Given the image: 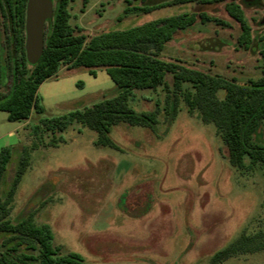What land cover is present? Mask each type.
Listing matches in <instances>:
<instances>
[{
  "label": "rangeland",
  "instance_id": "obj_1",
  "mask_svg": "<svg viewBox=\"0 0 264 264\" xmlns=\"http://www.w3.org/2000/svg\"><path fill=\"white\" fill-rule=\"evenodd\" d=\"M52 2L54 11L59 0ZM229 3L241 8L251 27L248 47L239 42L242 29L228 13ZM143 6L151 10H134ZM69 9L72 25L89 39L194 15V22L164 45L161 60L239 84L264 77V0H72ZM200 13L228 26L205 23ZM95 69L92 74L85 67L65 66L46 80L38 90L43 114L33 112L28 120L11 122L0 111V151L14 148L1 183L3 194L14 178L21 148L38 141L35 125L117 94L106 68ZM173 82L167 73L156 90L133 91L130 106L139 113L159 106V124L155 129L114 126L110 136L115 147L97 146V131L77 122L54 135L44 133L19 184L11 222L33 211L34 221L52 229L63 253L76 254L85 264H207L243 231H264V167L250 166L249 157L247 168L234 167L216 126L205 123L199 111L189 112L181 92L178 115L168 127L164 109ZM189 89L184 83L183 91ZM219 96L224 98L225 91ZM54 136L58 146H45ZM254 141L264 146V118ZM44 184L49 188L36 194ZM224 264H264V251Z\"/></svg>",
  "mask_w": 264,
  "mask_h": 264
},
{
  "label": "trees",
  "instance_id": "obj_2",
  "mask_svg": "<svg viewBox=\"0 0 264 264\" xmlns=\"http://www.w3.org/2000/svg\"><path fill=\"white\" fill-rule=\"evenodd\" d=\"M71 1L59 0L45 32L44 53L39 62L31 66L25 46L28 0H0V17L6 33L3 38L0 32V111L7 112L11 122L28 120L33 112L43 114L45 108L38 90L65 66L70 69L85 67L92 74L97 73L95 68L105 67L118 92L92 106L44 118L35 125L33 135L38 141L21 148L14 178L5 194L1 191V183L14 148L5 146L1 149L0 264H85L78 255L63 253V247L54 242L52 229L37 224L33 211L25 212L16 223L11 222L19 184L31 166V153L43 144L44 133L63 132L76 122L97 131V146L115 147L110 133L119 124L155 129L159 124L160 107L139 113L130 106V99L135 97L134 90H156L164 85L167 73L174 78V90L166 96L164 109L168 127L178 115V92H181L189 112L199 111L205 123L216 126L234 167L247 168L246 157L250 158V166L264 167V146L254 141V132L264 118V77L239 84L236 79L228 80L198 69L180 70L175 64L160 59L164 45L178 30L191 25L194 15L167 17L124 32L89 39L77 32L71 23ZM226 9L241 26L240 44L248 47L251 27L244 12L234 3L227 4ZM134 10L146 13L151 9L143 6ZM200 17L205 23L228 26L226 21L206 13H200ZM9 81L8 90H5ZM184 83L190 84L192 89L183 91ZM221 90L225 91L224 98L219 96ZM58 141L54 136L45 146L56 147ZM48 188L44 184L36 194H42ZM262 251L264 231L251 234L243 231L232 243L215 252L207 264H224L230 258Z\"/></svg>",
  "mask_w": 264,
  "mask_h": 264
},
{
  "label": "water",
  "instance_id": "obj_3",
  "mask_svg": "<svg viewBox=\"0 0 264 264\" xmlns=\"http://www.w3.org/2000/svg\"><path fill=\"white\" fill-rule=\"evenodd\" d=\"M255 2L257 0H245ZM52 0H28L26 10V56L30 64L35 65L41 59L45 48L44 27L53 16ZM264 24V18L262 20Z\"/></svg>",
  "mask_w": 264,
  "mask_h": 264
},
{
  "label": "flooded vegetation",
  "instance_id": "obj_4",
  "mask_svg": "<svg viewBox=\"0 0 264 264\" xmlns=\"http://www.w3.org/2000/svg\"><path fill=\"white\" fill-rule=\"evenodd\" d=\"M50 19H51V18H50ZM1 24H2V28H1ZM25 30H26V26H25ZM0 32H1V34L4 33V36H3V34H2V36H3V38H5L6 33H5L4 26H3V19H2V16L0 17Z\"/></svg>",
  "mask_w": 264,
  "mask_h": 264
}]
</instances>
